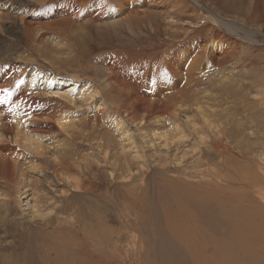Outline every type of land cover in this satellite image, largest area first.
<instances>
[{
  "label": "rangeland",
  "instance_id": "obj_1",
  "mask_svg": "<svg viewBox=\"0 0 264 264\" xmlns=\"http://www.w3.org/2000/svg\"><path fill=\"white\" fill-rule=\"evenodd\" d=\"M2 1L0 112H33L42 107L68 121L78 120L77 133L65 139L63 148L78 157L68 173L77 178L81 190L58 174L63 171L60 162H52L55 173L40 167L41 163L31 165L41 174L21 175L20 179H30L31 187L16 204H27L29 193L41 188V182L49 184L41 194L53 199L38 207L47 222L22 219L19 230L4 233L0 228V264H8L13 255L17 264L25 258L45 264L53 260L60 264H264V0H233L225 7L209 3L216 19L227 18L257 30L255 34L239 31L238 38L231 30L234 43L231 36L222 37L226 27L211 20L203 7L209 5L201 0H183L187 32L168 28L161 16L157 25L124 28L121 18L132 14L140 21V8L117 13L115 2V13L88 20L86 8L80 7L77 15L65 0H23L31 2L23 21L32 28V37L24 35L8 0ZM201 16L213 24L203 23ZM213 28L221 33L212 32ZM187 41L191 43L182 47ZM217 42L225 49L211 47ZM203 49L220 53L213 60ZM11 72L19 79L16 86L9 78ZM32 73L38 79L47 73L64 76L67 84L75 77L76 94L91 88L92 82L107 102L113 99L110 92L117 90L115 84L127 93L120 97L127 103L131 100L130 105L137 95L153 102L161 93L162 103L154 105L167 112L160 136L177 134L173 129L178 123L184 137L154 152L148 146L156 130L150 112L131 108L130 114L120 105L119 115L124 127L129 125L130 137L120 138L119 125L112 118L98 114L97 119L93 103H102L99 97L79 107L62 105L57 96H45L43 83L21 87ZM108 80L115 84L105 96ZM178 98L185 103L179 106ZM0 150L3 156V150L13 148ZM26 153L19 156L21 164L27 161ZM195 183L201 185L196 188ZM59 188L66 189L65 195L53 193ZM203 208L210 212L208 223ZM12 213L20 217V212Z\"/></svg>",
  "mask_w": 264,
  "mask_h": 264
},
{
  "label": "bare ground",
  "instance_id": "obj_2",
  "mask_svg": "<svg viewBox=\"0 0 264 264\" xmlns=\"http://www.w3.org/2000/svg\"><path fill=\"white\" fill-rule=\"evenodd\" d=\"M65 1L67 3H69L70 10H73V12L76 13L77 15H78V13L79 14L81 13L80 7L86 8V16L85 17L88 20H92L95 17L104 16L106 14L115 13L112 11V4L115 2L117 4L118 9H119L117 11V13H120L126 9H132V8H136V7L140 8V10L137 12V14L139 15L140 21H136L132 14H126L124 17L121 18V22L126 24V26L124 28L133 29L134 27L139 26L140 23L141 24L151 23L152 25H157L156 24L157 17L161 16L163 20L165 19V22L168 25V28L174 27L175 29H187L185 32L188 31V27H186V26H188L189 21L186 20V17L183 14L184 12L187 11L186 7L184 6L183 0H65ZM201 1L206 5H209V3H210L214 7H216V3H221V6L225 7L226 5H229L228 4L229 1H233V0H221V1L220 0H201ZM241 1H243V0H241ZM30 5H31V2H24L23 0H21V1L18 0V2H16L15 0H8L9 10H11L12 14H16L17 17L21 20L19 22H21V26L23 27L22 31L26 37H32L31 36L32 28L27 23H25L23 21V16L25 15L24 13H25L27 7H29ZM144 6L146 8L149 7V10L144 8ZM210 6L211 5L206 7L204 5L203 7L208 10V14L210 17H212V19H211L212 21H215L216 23L218 22L220 25L224 26L223 28L226 27V30H227L226 33L227 34L223 33L222 37L229 39L228 36H231L230 38H232L233 43L236 42V40L233 38L231 30L235 32L236 38L240 37V36H238L239 31H244V32L248 31L251 33H254L257 31L254 28H252V29L248 28L245 25H243L242 23H237L234 20H230L227 18L226 19L222 18L221 20L216 19L214 17V13H213V12H216L215 10H213L215 8L213 6H211L213 8V9H211V8H209ZM2 8H3V1L0 0V17H2L3 13H4L1 10ZM191 9L192 8H190L189 10H191ZM218 9H220V8H218ZM227 10H228V7H227ZM87 13H88V15H87ZM180 14H182L181 17H180ZM106 17L107 16H105L104 18H106ZM200 18L203 20V23L205 21H208L211 24H213L210 20H208L210 18L207 16H201ZM79 19L82 21L81 18H79ZM243 20H244V18H243ZM69 24H71V22ZM2 31H3V26H0V34H2ZM68 32H70V31H68ZM212 32H214L216 34L221 33L217 28H213ZM248 35H251V34H248ZM246 36H247V34H246ZM40 37H42V36H40ZM215 38H216V36H215ZM212 39H214V38H212ZM252 39L253 38H251V41H252ZM230 40H228V41H230ZM41 41H42V39H41ZM39 42H40V40H39ZM213 42H215V41H213ZM190 43H191L190 41L189 42L187 41L186 43H184L182 45V47L189 45ZM255 43H256V41H255ZM77 47L78 46H76V48ZM211 47L215 48L217 50L225 49V46H222V43H220V42H217L215 45H211ZM74 48L73 47H67V49H69L70 51H74ZM198 50H199V48H198ZM204 51L206 54H208V57H210L213 60L220 53V52L211 53L208 50H204ZM223 55L224 54H222V56ZM199 57H200V55H199ZM205 57H207V56H205ZM218 57H220V56H218ZM194 58L196 60L197 57H194ZM215 62H216V60H215ZM107 63L109 64V62H107ZM194 64H196V63H194ZM199 65H200V62H199ZM179 68H181V67H179ZM182 68H184V67H182ZM8 75L12 81V84L14 86H16L19 79L15 75H13L12 72ZM30 76L31 77L29 79L24 80V83H21L22 88L28 87L34 82H37L38 84L43 83V86L46 88L45 96L46 97L57 96L59 99V103H61L62 105H65L66 103H68V105L72 108L73 107H79L82 105L83 101L88 102V100L95 99L96 97H99L97 99L102 101V103H99V102L93 103V106H95L96 110H97L96 111V117L98 114L101 117L104 114H106L109 116V118H112L119 125L120 130L118 131V133H119L118 135L120 136V138H122L123 136L130 138L129 137V129L126 128L129 125L127 124V126L124 127V119L119 115L120 105L124 108L123 109L124 112L128 111L130 113L132 109L135 111H139V112H142V111L150 112V116L152 117V120H154V122H155L156 126L154 128L156 130L152 131L153 132L151 134L152 139L149 140L148 146L152 147V150L154 152L157 151L160 147H168V145L173 144L175 142L174 141L175 139L178 141V140H182L184 137V133H182L183 130L178 123H174V129H173L175 131V133H177V134L172 135V137H170V138H167L165 133L162 135V137L160 136L162 133L160 134L158 130H159L160 125L162 124L161 123L162 117H164V115L167 112H164L166 109L164 110V109H161L160 107H157L154 105H156V103H162L161 102L162 99L160 98L162 95L161 93L156 94V95H158L159 100H156L153 102H151L150 99L147 100L145 97L146 95H143V96L137 95V100H135L136 102L133 104L131 103L132 105H130L128 103L131 100L128 101V103H127L125 98L120 97V95H123V94L127 95V93L124 92V89L119 87L118 85H116L113 81L108 80V81H104L105 88H103V89H105V92H106L105 96H107V92L109 93L108 90L113 86V84H115L116 89H117L116 91H114V90L112 91V92H115L114 94L112 92H110L111 93L110 97L113 99L112 100L110 99L111 102L108 101L109 102L108 103L105 100V98L102 99L101 98L102 96L100 97L99 94H101V93H99L98 88H96V89L94 88V85L92 84V82H91V88H89V86H88L84 91H81L79 94H76L75 88H76V84L78 82V79H76L75 77H70V79L73 82H72V84H67V83H65V80H64L65 77L64 76H57L54 73H47V75L45 77H42V79H38V77H36V75L34 73H32ZM162 77L164 78V76H162ZM167 79L169 81V78H167ZM170 80H172V79H170ZM172 81H175V80H172ZM171 83H173V82H171ZM158 87L160 90L163 89V88L161 89L162 86L160 84H158ZM156 89H155V91H156ZM142 93L145 94L144 92H142ZM175 93H177V92H175ZM115 94H116V96H115ZM117 97H119L118 100L116 99ZM129 97H131V96H129ZM182 99L178 98V100H177V103H179L178 104L179 106H181L185 103V101ZM164 101H166V100H164ZM116 104H117V106H116ZM127 104H128V106H127ZM0 106H1V103H0ZM163 107H165V106H163ZM171 110H173V109H171ZM198 111H200V109H198ZM169 114H171V113H169ZM201 115H203V113H201ZM169 117H167V118H169ZM256 117H257V115H256ZM1 118L4 119V122H0V148H3V146H7V148H13V150H3V156H0V228L4 233H8L10 231H13L14 229L19 230L18 227H19V224H21L20 220H22V219L26 220V222H30L33 220L36 221V219H38V220L40 219L42 224H46V222H47V221L44 222L46 220L45 219V213L39 214L42 212L38 209V207H41L44 202H47L48 200L53 199V195H50L47 193L41 194V192H43V190H45V188H47V186H49V184H47V186H43V182H41V188H43V190H41V188H37V190H35V192L31 191L29 193V196H30L29 200L26 199L27 204H23V206H19V207L16 204L22 195H23V197H27V195H28L27 192H28V190H30L29 188L31 187L30 181H29L30 179H28V180L27 179H20L21 175L31 174V177H36L34 172H38L39 175L41 174L40 171H37L36 168L34 166H31V165H35L38 167L39 163H41L42 165L40 167H43L44 169H49L52 172H54V167L52 165V162L58 161V162H60L58 164V166H60L59 168L64 171V172L59 171L58 174L63 179L70 180L72 183V186L74 188H77V190H81V188L78 185L79 181H77V178L72 177L68 173L71 171V168L73 167V165H75L78 162L77 161L78 157L71 155V154L69 155L70 152L68 151V149L66 148V151H65V148H63V145H66L65 139H67L69 136H74L77 133V131L75 129L79 125L77 123L78 120L68 121L67 117L57 116L56 114L52 113L50 109H45L42 107H36L33 110V112H23V110H17V112H8L7 109L1 110L0 120H1ZM98 118L99 117H97V119ZM165 119H166V117H165ZM204 119H205V116H204ZM256 119H258V118H256ZM167 121H168V123H170L169 120H167ZM54 131H57V133H55ZM78 132H80V130H78ZM57 135H59V137H57ZM60 135L65 136V138L63 140H62V138L58 139V138H60ZM21 138H22L23 144H19V142H21ZM1 140H5V142H3V144H1ZM123 142H125V141L123 140ZM98 147H103V145H99ZM133 147L136 149L138 148L137 145H135V146L133 145ZM135 150H134V153H137ZM0 152H1V150H0ZM25 152H27L26 153L27 161H26V163L23 162V164H25V167L22 168L21 166H23V164H21V158H19V156H21V154H25ZM67 155H69L70 157ZM69 158L71 159L72 163L70 161H68ZM84 159L86 162L87 158H84ZM27 169H29V170H27ZM62 172H63V175H62ZM53 177H56V174H53ZM180 182H181V180H180ZM180 185H182V184H180ZM185 185H187V183H185ZM189 185H187V186H189ZM198 185H201V184L195 183L196 188L198 187ZM185 188L187 189V187H185ZM191 188H193V187H191ZM65 191H66L65 188L53 189V193L59 192L60 195H65V193H64ZM194 192L196 193V191H194ZM200 192H201V190H200ZM211 195H212V197H214L215 192H213ZM40 196H43L44 198H42ZM188 196H185V197H188ZM206 196H207V194H204V196H203L204 199L207 198ZM185 199H187V198H185ZM220 199H222V198H220ZM55 201L56 202H62L61 199H58ZM63 207H64V209H66V207L64 205H63ZM33 208H35V210L37 212H31V215L28 214L29 211L33 210ZM58 208H61V207H58ZM46 210L49 211L51 209H46ZM12 212H16V213L20 212V217H18V218L15 217ZM202 212H206L205 216H206V220L208 223L210 221L208 218L210 212H208L204 208L202 209ZM47 225H48V223H47ZM59 227H60V225H59ZM53 229H54V227H53ZM57 229L59 230V228H57ZM175 239H178V238H175ZM0 242H1V239H0ZM0 247H3V246L0 245ZM14 249H17V248H14ZM9 253L11 254V252H9ZM78 253H79V251H78ZM10 254H7V257ZM12 257H9V259H7L6 262L8 264H17V261L15 260V258H16L15 255H13ZM11 260H15L16 262L15 261L11 262ZM22 262H23L22 264H45L44 260H42V262H39V261L35 262L34 260H31V259L28 260L26 258L24 260H22ZM51 264H60V262H59V260H53L51 262Z\"/></svg>",
  "mask_w": 264,
  "mask_h": 264
}]
</instances>
